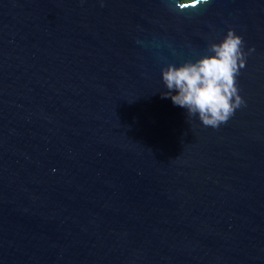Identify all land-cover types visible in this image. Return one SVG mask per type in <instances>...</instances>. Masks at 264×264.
<instances>
[{"label": "water", "instance_id": "95a60500", "mask_svg": "<svg viewBox=\"0 0 264 264\" xmlns=\"http://www.w3.org/2000/svg\"><path fill=\"white\" fill-rule=\"evenodd\" d=\"M181 2L0 0V264H264V0ZM229 28L245 103L213 129L161 68Z\"/></svg>", "mask_w": 264, "mask_h": 264}, {"label": "clouds", "instance_id": "9594fccd", "mask_svg": "<svg viewBox=\"0 0 264 264\" xmlns=\"http://www.w3.org/2000/svg\"><path fill=\"white\" fill-rule=\"evenodd\" d=\"M206 3L208 0H183L173 10L194 11ZM251 51L252 48L244 51L243 39L229 28L222 39L209 43V54L194 62L161 68V80L167 89L161 92L162 98L186 109L188 120L195 116L203 126L218 128L245 103L238 94L237 77Z\"/></svg>", "mask_w": 264, "mask_h": 264}]
</instances>
